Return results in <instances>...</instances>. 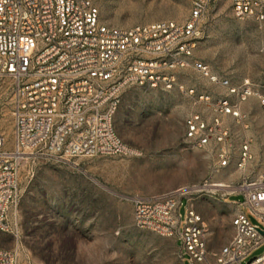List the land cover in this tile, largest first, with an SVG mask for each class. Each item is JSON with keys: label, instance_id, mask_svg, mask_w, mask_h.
Here are the masks:
<instances>
[{"label": "built area", "instance_id": "1", "mask_svg": "<svg viewBox=\"0 0 264 264\" xmlns=\"http://www.w3.org/2000/svg\"><path fill=\"white\" fill-rule=\"evenodd\" d=\"M214 1L191 0L184 23L162 20L119 27L101 20L93 0H0V79L10 83L12 114V140L0 132L1 232L20 238L9 214L19 203L24 161L37 155L141 156L142 150L124 141L115 128L122 94L131 85L170 90L181 70H195L226 89L214 96L190 88L195 103L209 105L216 116L210 123L194 113L187 127L196 147L213 140L224 144L218 166L230 164V132L222 127V115L240 117L238 104L253 94L264 108V95L254 92L249 80L232 85L196 58L201 23ZM232 7L239 18L264 22V0H232ZM252 159L246 142L238 169L245 171ZM227 188H232L228 196L242 194L244 200L237 203L231 239L219 249L209 247L208 225L184 189L134 199L135 223L140 229L176 237L180 253L175 264H185L186 257L190 264H243L264 242V230L242 210L248 207L264 223V180L244 175L238 186ZM185 197L187 219L180 228L178 210ZM0 264H19L18 252L0 247ZM247 264H264V253Z\"/></svg>", "mask_w": 264, "mask_h": 264}, {"label": "rangeland", "instance_id": "2", "mask_svg": "<svg viewBox=\"0 0 264 264\" xmlns=\"http://www.w3.org/2000/svg\"><path fill=\"white\" fill-rule=\"evenodd\" d=\"M93 2L103 22L119 27L162 20L184 23L192 6L191 0ZM201 30L196 58L232 85L242 86L249 80L253 91L264 95V22L235 16L232 0H215ZM9 84L0 79V132L11 141ZM190 88L214 96L226 92L192 69L179 71L177 84L170 90L138 85L125 89L114 124L124 141L142 150L141 156L37 155L24 161L19 203L9 214L18 224L20 238L0 231V247L16 250L19 264H175L180 243L176 237L138 228L134 199L178 189H186L187 197L206 221L209 247L219 249L226 244L234 232L232 219L238 211L237 203L244 196H228L232 188L209 184L220 180L236 187L243 176L236 156L228 166H218L222 143L213 140L196 147L188 136L189 116L199 113L210 123L216 116L209 105L195 103L188 93ZM250 101L253 105L248 107L245 119L248 127L238 124L236 118L230 120L229 140L234 143L238 131L251 130L260 123L256 119L258 111L264 116L259 96L251 95ZM252 178L264 180V170L259 167ZM217 188L220 190H214ZM187 197L178 210L180 228L187 219ZM242 210L252 224L264 230V223L248 207ZM263 253L264 242L242 263ZM185 264H190L188 257Z\"/></svg>", "mask_w": 264, "mask_h": 264}, {"label": "crops", "instance_id": "3", "mask_svg": "<svg viewBox=\"0 0 264 264\" xmlns=\"http://www.w3.org/2000/svg\"><path fill=\"white\" fill-rule=\"evenodd\" d=\"M235 97L232 96L231 100L235 101ZM203 103V102H201ZM253 102L250 101V97L247 98V100L245 101H241L238 105H239V112L241 114L240 117H235V116H231V114H224L222 115V127L223 128H227L230 132V135L232 133V129L230 127V120L236 118V121L238 124H242L245 127H248V124H245L246 122V118L249 115L248 112V107L250 106V104ZM205 104V103H204ZM258 110H261L260 107H258ZM264 114V110L262 111ZM257 117L256 119L259 120L260 123L257 124L256 127L252 126L251 130H245L242 129V131H238V139L236 140V142H232L231 140H227L226 145L228 147H230V149L234 150L235 148V152H233V157L236 156L237 158H239L241 150H242V145L244 143H249V149L251 154L253 155V159L251 160V162L248 164V167L245 171H242V176L247 175L249 177L252 178L253 173L260 168H262V170H264V116L258 111L257 113ZM232 117V118H231ZM252 125V123H250ZM262 134L261 136H258L257 134ZM229 141V142H228ZM224 146V144H223ZM218 180V179H217ZM219 182V183H218ZM213 183H218V184H226V182H220V180L218 181H214ZM220 188H223L220 187ZM220 188L214 189V190H220ZM229 193V192H228ZM239 209V208H238Z\"/></svg>", "mask_w": 264, "mask_h": 264}, {"label": "bare ground", "instance_id": "4", "mask_svg": "<svg viewBox=\"0 0 264 264\" xmlns=\"http://www.w3.org/2000/svg\"><path fill=\"white\" fill-rule=\"evenodd\" d=\"M218 183H219V182H218ZM218 183H215V184H216L217 186H221V187H222V186H223V187H227V186H229V185H227V184H223V185H222V183H221V184H218ZM213 185H214V184H213ZM213 185H211V186H213ZM184 190H185L186 193H188V192L186 191V189H184Z\"/></svg>", "mask_w": 264, "mask_h": 264}]
</instances>
